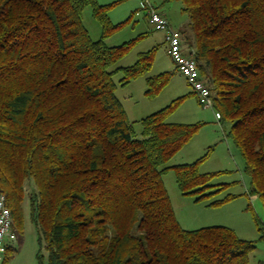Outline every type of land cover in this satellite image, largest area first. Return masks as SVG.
Here are the masks:
<instances>
[{"label": "trees", "instance_id": "1", "mask_svg": "<svg viewBox=\"0 0 264 264\" xmlns=\"http://www.w3.org/2000/svg\"><path fill=\"white\" fill-rule=\"evenodd\" d=\"M171 1L188 16L178 30L185 53L264 208V0ZM109 6L0 0V190L16 239L27 201L35 264H249L255 244L231 228L179 226L161 175L172 169L179 192L199 200L223 188L210 183L221 171L201 173L203 157L166 165L199 127L165 121L181 97L128 119L117 85L143 77L153 98L172 73L148 74L153 49L117 66L132 41L106 44L119 26ZM86 7L101 26L96 40L81 22Z\"/></svg>", "mask_w": 264, "mask_h": 264}, {"label": "rangeland", "instance_id": "2", "mask_svg": "<svg viewBox=\"0 0 264 264\" xmlns=\"http://www.w3.org/2000/svg\"><path fill=\"white\" fill-rule=\"evenodd\" d=\"M162 13L170 25L179 30L188 23V16L181 12L178 1L146 0ZM99 4L110 5L108 17L119 26L105 39L109 46L132 41L117 66H129L137 60L139 52L153 49L151 69L148 74L171 72L169 83L153 98L145 95L147 89L143 77L130 81L127 87L118 86L115 93L128 110L129 120L158 111L176 98L181 97L166 114L165 121L172 123L199 124L196 133L181 147L176 162L198 163L201 173L221 171L210 180L211 184H224L223 188L196 200V194L182 195L177 189L174 172L167 170L161 180L179 226L183 229H197L205 226L222 225L231 228L235 234L252 241L255 248L248 256L249 264H264V208L260 198L249 192V177L243 171V158L231 139L225 135L228 126L219 124L212 107H203L190 91L184 77L174 67L166 52L163 33L155 30L148 22L143 0H97ZM81 22L91 39H98L101 26L86 7L81 13ZM120 74L114 76L117 82ZM131 93V97H127ZM126 96V97H124ZM134 130L140 133V124L134 123ZM167 162L166 165H170ZM28 191V186L25 187ZM220 201L210 205L211 202ZM24 213L23 230L19 240L12 242L15 249L5 264H35L37 252L36 235L28 218L27 201L22 204ZM2 260L0 261L1 264Z\"/></svg>", "mask_w": 264, "mask_h": 264}, {"label": "built area", "instance_id": "3", "mask_svg": "<svg viewBox=\"0 0 264 264\" xmlns=\"http://www.w3.org/2000/svg\"><path fill=\"white\" fill-rule=\"evenodd\" d=\"M143 1L142 8L146 10L148 22L155 30L163 33L166 52L174 63L176 71L184 77L198 102L203 107L213 108L210 89L205 80L200 77L195 61L185 53L180 32L173 28L165 16L150 6L146 0ZM15 239L10 210L6 205L5 195L0 190V261L3 259L9 243Z\"/></svg>", "mask_w": 264, "mask_h": 264}, {"label": "crops", "instance_id": "4", "mask_svg": "<svg viewBox=\"0 0 264 264\" xmlns=\"http://www.w3.org/2000/svg\"><path fill=\"white\" fill-rule=\"evenodd\" d=\"M162 14V13H161ZM163 15V14H162ZM164 16V15H163ZM163 41H164V39H163ZM120 66H123V65H120ZM174 70H176V69H174ZM129 83L130 82H128L126 85H124L123 87H127L128 85H129ZM145 83V82H144ZM191 93H192V91H190ZM116 94V93H115ZM192 94H194V93H192ZM128 96L127 97H131V93H128L127 94ZM116 96H117V98L120 100V98L118 97V95L116 94ZM124 97H126V96H124ZM120 102H121V104H122V106L124 107V109H125V112H126V114L128 115L129 113H128V110H127V108H125V106H124V104H123V102L120 100ZM147 115V114H146ZM215 116H216V113H215ZM143 116H141L140 118H142ZM140 118H138V120L140 119ZM137 119L136 120H130V121H138ZM220 124V123H219ZM182 149H180L177 153H175V155L168 161V162H171L170 163V165L169 166H172V165H177V164H183V163H188V162H181V161H179V162H176V161H174V158H176V156L178 155V154H180V152H182L181 151ZM192 162V161H191ZM190 163V162H189ZM16 240V239H15ZM10 245H12V242L11 243H9Z\"/></svg>", "mask_w": 264, "mask_h": 264}]
</instances>
